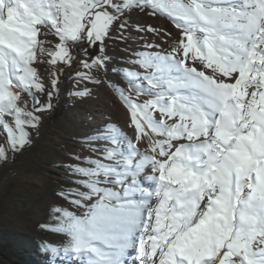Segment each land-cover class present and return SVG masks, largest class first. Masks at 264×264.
<instances>
[{
    "label": "snow or ice",
    "instance_id": "obj_1",
    "mask_svg": "<svg viewBox=\"0 0 264 264\" xmlns=\"http://www.w3.org/2000/svg\"><path fill=\"white\" fill-rule=\"evenodd\" d=\"M101 86L133 135L106 120L56 165L52 264H264V0H0V165Z\"/></svg>",
    "mask_w": 264,
    "mask_h": 264
},
{
    "label": "rangeland",
    "instance_id": "obj_2",
    "mask_svg": "<svg viewBox=\"0 0 264 264\" xmlns=\"http://www.w3.org/2000/svg\"><path fill=\"white\" fill-rule=\"evenodd\" d=\"M134 19L154 26L162 25L172 36L179 35L178 30L162 16ZM121 47L123 45H118L117 49ZM162 47L166 45L162 43ZM114 55L119 58L124 53L117 50ZM73 71L75 69L67 70L69 73ZM110 78L119 79L111 74ZM61 79L65 77L61 76ZM120 82L127 86L122 80ZM74 86V79L68 75L67 89L72 90ZM64 87L62 84V90ZM82 112L90 118L79 116ZM47 117L32 146L17 154L13 161L0 165V264H52V253L42 245L53 243L62 246L66 237L42 230L39 225L45 221L54 223L50 217V206H69L56 196L60 186L67 183L63 169L56 165L69 162L70 151H81L77 141L106 120L133 135L128 127L127 111L107 86L95 89L89 98L80 101L62 93L59 106ZM83 154L92 155L87 149ZM57 264H69V261L58 257Z\"/></svg>",
    "mask_w": 264,
    "mask_h": 264
},
{
    "label": "bare ground",
    "instance_id": "obj_3",
    "mask_svg": "<svg viewBox=\"0 0 264 264\" xmlns=\"http://www.w3.org/2000/svg\"><path fill=\"white\" fill-rule=\"evenodd\" d=\"M79 116H82L84 118H90V116L86 115L85 112L79 113Z\"/></svg>",
    "mask_w": 264,
    "mask_h": 264
}]
</instances>
